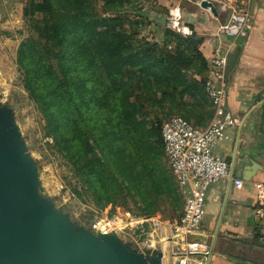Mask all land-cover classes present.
I'll list each match as a JSON object with an SVG mask.
<instances>
[{
    "label": "trees",
    "instance_id": "16d2710c",
    "mask_svg": "<svg viewBox=\"0 0 264 264\" xmlns=\"http://www.w3.org/2000/svg\"><path fill=\"white\" fill-rule=\"evenodd\" d=\"M91 1L25 2L22 12L31 35L17 53L23 88L42 115L48 135L96 203L122 204L128 195L140 204L136 216H141L157 212L164 198L179 211L178 217L184 197L163 163L164 120L147 127L137 118L140 102L130 100L124 83L132 87L136 79L140 93L149 91L147 102L154 86L198 97L208 71L199 51L201 38L192 33L186 39L188 47L160 52L157 42L136 38L110 16L118 14L125 0H100L101 14L92 10ZM190 52L201 67L187 79L182 67L191 64ZM210 116L211 110L208 120ZM181 117L195 124L190 114ZM92 144L99 155L89 159ZM257 239L255 230L254 243L261 246Z\"/></svg>",
    "mask_w": 264,
    "mask_h": 264
},
{
    "label": "rangeland",
    "instance_id": "374dc122",
    "mask_svg": "<svg viewBox=\"0 0 264 264\" xmlns=\"http://www.w3.org/2000/svg\"><path fill=\"white\" fill-rule=\"evenodd\" d=\"M26 1L0 0V101L14 112L27 149L39 167L42 193L51 198L55 205L77 224L87 228H92V224L97 220L106 216L112 217L117 212H128L136 216L140 204L128 195L120 200L122 204L100 206L96 203L90 191L82 183L80 176L75 173L74 166L57 149L53 137L48 135L42 115L23 88L21 73L17 65V53L21 42L31 35L29 21L23 17L22 12ZM124 2L119 7L118 14H109L120 28H124L136 38L157 42L160 52L165 47L171 52L177 46L188 47L187 36L177 35L167 23L165 27H162L156 21L162 15L167 16L173 5L169 0H125ZM89 6L96 13H102L103 6L100 0H92ZM191 54L193 56L191 64L182 67V72L187 79H192L201 67L196 54L190 52ZM131 86L133 88L129 87L126 82L124 83L130 100L136 99L140 102L136 117L144 120L147 127L152 123H160L173 115L190 114V120L198 125H204L208 120L210 107L202 86H199L202 88L201 94L196 98H190L188 95L181 96L178 91L170 88L158 89L154 86L150 92L152 99L148 102L145 99L148 98L149 91L140 93L136 88V79L131 82ZM119 93L121 94V91ZM138 94L142 95L143 103ZM197 119L199 123L196 122ZM98 155L97 147L92 144L88 149V158L94 159ZM163 163L167 168L164 157ZM178 212L163 198L160 200L159 210L153 215H159L160 220L168 221L175 218ZM145 225L148 230L152 224L146 223ZM204 226L202 224L201 229L205 228ZM155 229L159 230L160 236L165 232L163 225ZM255 230L261 246L255 244L259 248L253 256L259 263L264 264V219L257 221ZM124 234L130 238H138ZM211 238L212 229L204 237L208 246ZM161 247L163 251L162 243ZM164 253L167 258L164 259L163 264H174L169 249L168 252L165 249Z\"/></svg>",
    "mask_w": 264,
    "mask_h": 264
},
{
    "label": "crops",
    "instance_id": "0c3cea01",
    "mask_svg": "<svg viewBox=\"0 0 264 264\" xmlns=\"http://www.w3.org/2000/svg\"><path fill=\"white\" fill-rule=\"evenodd\" d=\"M212 1L217 7V15L201 7L199 0H169L180 5L183 23L201 38L199 51L207 64L218 47L229 53L239 49L235 66L225 77L227 108L237 119V125L229 128L227 138L213 148L214 152L231 162L238 139L234 162L236 174L231 179L230 187L226 178L208 188L206 213L202 222L205 228L201 229V224L199 231L191 237L205 241L204 237L211 229L213 235L226 198L216 239L208 263L206 261L205 264H236V261L261 264L253 254L259 248L254 243L257 223L255 209L258 207L255 184L264 183V0H253L252 8L250 0ZM227 1L230 5L236 1L249 12L251 26L246 36L233 38L218 32L230 10L222 7ZM235 178L243 181L241 188L234 187ZM155 217L168 234L166 220H160L159 215ZM166 245L163 243V246ZM165 258L164 253L163 261Z\"/></svg>",
    "mask_w": 264,
    "mask_h": 264
},
{
    "label": "water",
    "instance_id": "95a60500",
    "mask_svg": "<svg viewBox=\"0 0 264 264\" xmlns=\"http://www.w3.org/2000/svg\"><path fill=\"white\" fill-rule=\"evenodd\" d=\"M199 5L217 15L212 0H199ZM230 14L228 10L225 22ZM166 19L162 15L156 21L165 27ZM238 53L237 48L227 55L226 77L234 68ZM237 144L238 139L230 162L229 187L237 169ZM225 202L226 198L209 249L202 254L206 263ZM103 223L102 218L92 228L79 225L42 193L39 167L27 149L14 112L0 101V264H163L158 229L149 228L140 238H130L117 229L105 228Z\"/></svg>",
    "mask_w": 264,
    "mask_h": 264
},
{
    "label": "built area",
    "instance_id": "2783aa9c",
    "mask_svg": "<svg viewBox=\"0 0 264 264\" xmlns=\"http://www.w3.org/2000/svg\"><path fill=\"white\" fill-rule=\"evenodd\" d=\"M236 2V1H235ZM223 4L230 9L227 22L218 28L220 34L230 37H244L250 28V15L238 2ZM166 23L170 29L183 35L192 34L190 27L183 23L179 4H173L167 14ZM222 50H224L222 48ZM216 49L208 61L204 91L210 103L211 116L205 126H198L179 115L165 119L161 124L164 158L174 181L183 194L184 203L178 217L166 221L168 234L163 233V253L170 251L174 264H205L202 255L209 249L202 240L193 239L199 231L206 213L208 188L229 177L230 162L214 146L227 138V130L237 125V119L227 108V86L225 69L228 50ZM233 185L241 188L243 181L233 179ZM255 209L257 221L264 219V183H256ZM105 228L117 229L132 237L140 238L146 232V223L157 228L160 223L155 215L133 216L128 212H117L112 217H103Z\"/></svg>",
    "mask_w": 264,
    "mask_h": 264
}]
</instances>
